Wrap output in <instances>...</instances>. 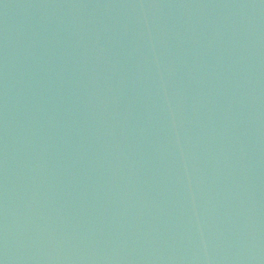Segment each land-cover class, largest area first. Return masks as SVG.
Returning a JSON list of instances; mask_svg holds the SVG:
<instances>
[{"label":"water","instance_id":"obj_1","mask_svg":"<svg viewBox=\"0 0 264 264\" xmlns=\"http://www.w3.org/2000/svg\"><path fill=\"white\" fill-rule=\"evenodd\" d=\"M0 264H264V0H0Z\"/></svg>","mask_w":264,"mask_h":264}]
</instances>
